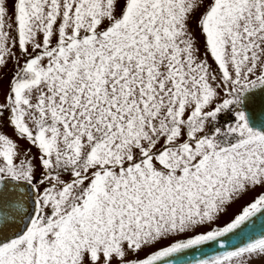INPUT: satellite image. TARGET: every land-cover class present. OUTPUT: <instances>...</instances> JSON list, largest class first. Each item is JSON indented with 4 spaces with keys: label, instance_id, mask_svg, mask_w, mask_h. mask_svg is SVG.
I'll list each match as a JSON object with an SVG mask.
<instances>
[{
    "label": "snow or ice",
    "instance_id": "snow-or-ice-1",
    "mask_svg": "<svg viewBox=\"0 0 264 264\" xmlns=\"http://www.w3.org/2000/svg\"><path fill=\"white\" fill-rule=\"evenodd\" d=\"M259 216L264 0H0V264H264Z\"/></svg>",
    "mask_w": 264,
    "mask_h": 264
},
{
    "label": "rangeland",
    "instance_id": "rangeland-1",
    "mask_svg": "<svg viewBox=\"0 0 264 264\" xmlns=\"http://www.w3.org/2000/svg\"><path fill=\"white\" fill-rule=\"evenodd\" d=\"M193 29L196 31V35L197 37L200 39L201 45L203 43V38L200 36L199 34V30L195 29V23H193ZM10 72H11V65L9 66V69L5 70V76H4V80H3V88L6 90L8 87V79L10 77ZM11 130H9L10 132ZM259 191V189L257 190ZM253 195H255L254 193H249L248 195L244 196L241 200L237 201L236 203L232 204L227 212L222 215L220 217V219L217 221V225L219 226H223L224 224H226L227 222H229L232 218H234V215L237 214L240 210L241 207L243 205H245L246 203H248ZM204 229H198L197 231H203ZM187 235H191V233L185 234V236ZM184 236H178V237H174L170 240H164L162 241L160 244L156 245V248L162 247V246H166L167 244L171 243L173 240L178 239V238H183ZM146 251H150V250H146ZM145 253L142 252L141 256H143ZM258 264V262H257Z\"/></svg>",
    "mask_w": 264,
    "mask_h": 264
},
{
    "label": "water",
    "instance_id": "water-1",
    "mask_svg": "<svg viewBox=\"0 0 264 264\" xmlns=\"http://www.w3.org/2000/svg\"><path fill=\"white\" fill-rule=\"evenodd\" d=\"M262 228H264V216H259L255 219L254 224H249L245 228V232H259ZM239 239V236L232 237V243H236ZM216 247L213 245H207L203 249H190L185 251L176 257L177 264H189L192 262L194 264L195 260L202 258V256L206 253L207 255H212L216 252Z\"/></svg>",
    "mask_w": 264,
    "mask_h": 264
},
{
    "label": "trees",
    "instance_id": "trees-1",
    "mask_svg": "<svg viewBox=\"0 0 264 264\" xmlns=\"http://www.w3.org/2000/svg\"><path fill=\"white\" fill-rule=\"evenodd\" d=\"M184 238H186V236H184L183 238H179V239H184Z\"/></svg>",
    "mask_w": 264,
    "mask_h": 264
}]
</instances>
